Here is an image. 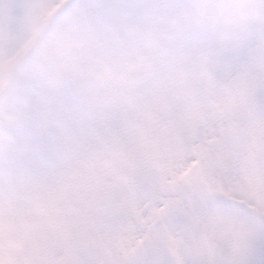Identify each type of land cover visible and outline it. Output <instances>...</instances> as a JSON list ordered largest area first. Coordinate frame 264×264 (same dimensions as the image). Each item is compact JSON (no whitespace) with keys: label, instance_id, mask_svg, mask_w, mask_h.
Instances as JSON below:
<instances>
[{"label":"snow or ice","instance_id":"6c2138e0","mask_svg":"<svg viewBox=\"0 0 264 264\" xmlns=\"http://www.w3.org/2000/svg\"><path fill=\"white\" fill-rule=\"evenodd\" d=\"M30 12L0 41V264H264V0Z\"/></svg>","mask_w":264,"mask_h":264},{"label":"rangeland","instance_id":"374dc122","mask_svg":"<svg viewBox=\"0 0 264 264\" xmlns=\"http://www.w3.org/2000/svg\"><path fill=\"white\" fill-rule=\"evenodd\" d=\"M30 19V0H0V41L13 45L18 43L29 34ZM236 26L243 32H251L255 28V22L251 19H244L236 22ZM205 30L210 37L220 32L221 25L216 21H209ZM54 39V35L48 36L49 43H52ZM185 46V42L177 41L173 46L174 51L179 54ZM29 63L39 64V54L32 51L25 53L16 63L15 71H23Z\"/></svg>","mask_w":264,"mask_h":264}]
</instances>
